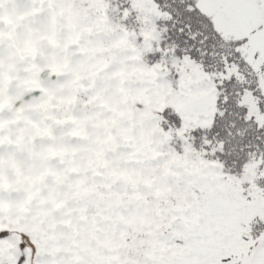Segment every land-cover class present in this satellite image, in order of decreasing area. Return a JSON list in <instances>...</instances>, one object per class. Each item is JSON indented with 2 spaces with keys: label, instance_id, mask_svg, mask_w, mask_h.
Instances as JSON below:
<instances>
[{
  "label": "snow or ice",
  "instance_id": "6c2138e0",
  "mask_svg": "<svg viewBox=\"0 0 264 264\" xmlns=\"http://www.w3.org/2000/svg\"><path fill=\"white\" fill-rule=\"evenodd\" d=\"M0 264H264V0H0Z\"/></svg>",
  "mask_w": 264,
  "mask_h": 264
}]
</instances>
